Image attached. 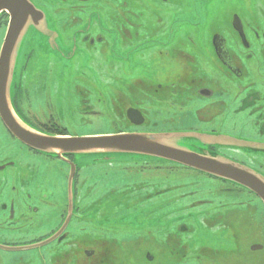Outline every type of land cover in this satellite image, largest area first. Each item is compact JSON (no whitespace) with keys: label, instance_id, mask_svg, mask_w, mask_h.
I'll use <instances>...</instances> for the list:
<instances>
[{"label":"flooded vegetation","instance_id":"obj_1","mask_svg":"<svg viewBox=\"0 0 264 264\" xmlns=\"http://www.w3.org/2000/svg\"><path fill=\"white\" fill-rule=\"evenodd\" d=\"M30 1L47 14L49 30L22 37L16 48L13 107L26 127L70 137L68 127L83 132L99 118L115 130L84 135L227 136L245 149L216 151L264 177V0ZM10 21L9 12L0 14V57ZM178 116L192 125L158 128ZM60 163L59 174L32 167ZM97 164L116 163L86 167ZM135 165L151 179L185 171L220 184L227 198H257L176 164ZM86 167L77 166L69 183L67 162L28 149L0 119V264H133L136 254L149 264L264 258L253 230V242L241 241L239 202L191 203L148 180L142 203L127 213L122 190L93 199L88 185L80 197Z\"/></svg>","mask_w":264,"mask_h":264},{"label":"water","instance_id":"obj_2","mask_svg":"<svg viewBox=\"0 0 264 264\" xmlns=\"http://www.w3.org/2000/svg\"><path fill=\"white\" fill-rule=\"evenodd\" d=\"M5 11L9 12L11 23L0 57V119L7 131L28 149L67 162L69 183L77 166L118 162L121 161L119 158L135 156L143 158V162L176 164L230 182L252 193L264 205V177L216 151L230 144L245 149L243 141L195 131L61 137L47 136L26 127L13 107L14 86L19 78L14 71L20 60L16 48L22 37L49 30L48 16L30 0H0V14ZM68 157L73 158V162ZM75 157L80 158L76 161Z\"/></svg>","mask_w":264,"mask_h":264},{"label":"rangeland","instance_id":"obj_3","mask_svg":"<svg viewBox=\"0 0 264 264\" xmlns=\"http://www.w3.org/2000/svg\"><path fill=\"white\" fill-rule=\"evenodd\" d=\"M221 7L223 6H220V8ZM101 116L105 117V115L103 114ZM190 121L192 120L188 116H183L182 118L181 116H178L175 119H172L171 121H167L164 124H160L158 128L160 129V127L169 128V127H177V126H191L192 124L190 123ZM89 123H90L89 127H87V129H85L83 132L82 129L80 128L75 127L72 129L68 127L67 129L69 131L70 137L73 136L81 137L84 134H91V133L95 134V132H97L98 134L105 133L106 131H110L109 129L115 130L114 127H110L107 124L104 125L103 120H99V118L98 120L97 119H94L93 121L90 120ZM78 158L75 157V160L77 161ZM119 159L121 161L113 162L116 164H107V165L97 164L96 166H88L84 170H81L82 173L79 179L81 180L80 183L83 189H82V193L81 192L79 193L80 197H82L85 194L83 192L87 190L88 185L92 186L90 189L92 194L90 195L92 196L93 199H96L100 196L107 194L108 191H114L109 193L110 194L108 196L109 198L115 196L117 194L116 192L122 190L125 192L126 197L123 202L125 206L122 205L121 208L126 209V212L130 213L131 210L138 207L137 204L142 203L143 200L142 193L145 188V183H147L148 180H153L157 184L156 186L157 191L158 189H161L160 187L162 185L166 184V186L164 187L166 189L164 191L172 192V196L178 195L183 197H189L191 203L200 199L202 200L209 199L210 202L207 203L208 205H214V204L218 205L219 203H226V202L229 203V201L239 202L240 203L238 210L239 230H241L240 235H241V241H243V245H246L249 242H253V241L257 243L264 242L263 240L264 208L262 207L261 202L259 203L257 198H252L253 200H251V198L247 197L245 194H240L235 197L227 198L226 196H223L220 193L219 191L220 184L211 183L208 179H205L196 174L188 173L185 171L173 172L170 178L165 177L163 173L162 175H152V179H151L150 176L148 175H142V174L139 175L141 165L140 166L135 165L136 163L140 164L141 162H143L142 161L143 158L129 156L126 158H119ZM31 164H34V162H31ZM60 164L58 165V167H55L54 165L44 166V164H42L41 166H32V167L33 169H39L40 173L43 172L45 173V175H51V172L54 171L55 169L58 171L57 172L58 174L60 171L65 169V166L62 163ZM161 164H168V163L162 162ZM168 165H172V164H168ZM101 173H107L108 179L100 180L99 177ZM92 188H96V190H92ZM88 191L89 190H87V192ZM211 215L213 214H210V216ZM213 216H214L213 218L214 221L216 219H218L217 221L222 219V217H217V216H221L220 213ZM252 230H253V241H251L252 235L250 234ZM134 257L135 259L133 260V264H149L146 262H140V256L137 254ZM255 262L256 264H264V258L257 259L255 260ZM154 264H157V261ZM192 264H198V263L194 262ZM243 264H251V263L250 260L245 257Z\"/></svg>","mask_w":264,"mask_h":264}]
</instances>
